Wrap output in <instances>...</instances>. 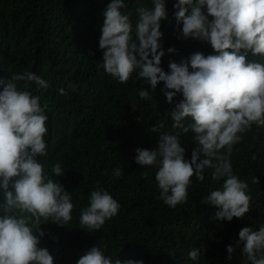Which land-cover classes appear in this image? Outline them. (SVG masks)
<instances>
[{
	"label": "trees",
	"instance_id": "obj_1",
	"mask_svg": "<svg viewBox=\"0 0 264 264\" xmlns=\"http://www.w3.org/2000/svg\"><path fill=\"white\" fill-rule=\"evenodd\" d=\"M175 1L149 4L154 21L137 14L125 16L128 43L123 38L106 41L102 35L94 41L98 28L89 16L100 20L99 0H0V48L4 34L9 46L3 58L11 63L0 68V82L15 73L27 72L21 61L35 49L29 29L45 37V65L50 67L51 77L50 81L45 80L44 93L32 83L42 99L26 105L23 116L19 114L18 88L13 87L15 94L0 88V132L12 143L29 137L30 128L25 125L35 106H45L52 98L62 96L79 101L81 84L94 77L106 82L97 105L112 106L123 84L108 77L109 69L119 63L121 56L134 53L144 60L162 30L165 44L172 46L163 58L167 65L160 69L156 86L150 84V96L140 97L141 83L133 79L126 107L134 115L152 107L142 123L176 127L175 149L170 145L169 134H164L165 142L177 161L186 159L193 169L176 166L174 189L163 188L154 184L151 172L136 165L128 153L120 157L106 177L103 174L109 173V166L117 159L113 154L125 148L123 142L115 143L122 132L93 128L94 140L115 143L111 148L99 146L95 151L90 168L103 174L77 176L82 162H77L81 166L76 171L64 167L63 183L34 210L38 221L34 227L47 234L51 249L59 248L68 254L65 264H73V257L88 238L112 237L113 230L120 242L115 244L116 254L126 256L132 264H264V74L256 71L242 79L244 75L235 69L253 54L252 49H264V30L250 43L246 34L250 29H264V0H181L184 16L165 23L166 5ZM83 8L89 16L79 23L78 14ZM122 19L111 16L101 22L118 27ZM13 23H23L29 29H16ZM172 27L175 31L182 27L177 37ZM147 28H153L154 33L145 48L139 33ZM189 32L195 36L204 33L205 38L200 42L184 40ZM212 37L220 40L224 51L192 59L194 65H205L210 70L211 86L203 91L195 85L197 76L189 77V63L184 55ZM256 60L261 61L264 70V51ZM49 122L54 129L61 127L55 110ZM79 139L83 141L85 137ZM48 140V154L43 157L46 168L61 163L50 128ZM170 153L152 152L145 164L157 173L172 174L175 169L170 164ZM214 168L223 172L217 182ZM97 188L108 189L111 198L116 196L120 210L96 213L100 196L104 195ZM79 218L95 219L103 227L87 232L76 226L74 221ZM64 219L73 221L58 227ZM20 225L26 233H33L26 221ZM112 248L107 246L108 250ZM95 258L86 257L83 262L93 264Z\"/></svg>",
	"mask_w": 264,
	"mask_h": 264
},
{
	"label": "clouds",
	"instance_id": "obj_2",
	"mask_svg": "<svg viewBox=\"0 0 264 264\" xmlns=\"http://www.w3.org/2000/svg\"><path fill=\"white\" fill-rule=\"evenodd\" d=\"M99 1L101 4L100 20L96 21L83 8L78 14L79 23L89 16L93 23L92 25L98 28L94 34V41L102 35L106 41L112 38H123L129 43L128 22L125 16L137 14L148 21H154L155 15L151 14V8L148 5L168 0ZM234 1L240 2L238 0ZM166 6L168 11L166 12L165 23L174 22L184 16V6L181 0ZM111 16L123 18L118 27H112L101 22ZM47 22L48 18L44 20L45 26ZM14 26H16V29H29L23 26V23L14 24ZM172 28L175 37L182 31V27H177L178 31H175L174 27ZM263 30H248L246 32L248 42L250 43V41L255 40L256 36L262 35ZM29 31L32 36L30 41L35 43V49L29 58L21 61L25 65L27 72L15 73L6 81L0 82V88H6L14 94L15 90L13 87L18 88L17 100L21 116H23V109L26 105L42 99L41 95L35 92L32 83L35 82L39 90L44 93L45 80H51L49 76L50 67L45 65L47 54L45 37L37 35L31 29ZM153 33V28L140 31L139 37L143 47H148L150 36ZM75 34L80 35L81 33ZM163 35L162 30L157 44L149 51L150 54L144 60L137 58L134 53H124L119 63L109 69L108 77L123 84L112 106L100 107L97 105V98L104 90L106 82L102 78L94 77L81 84V98L79 101L68 100L65 96H62L60 98H52L45 106L43 104L35 106L25 125V127L30 128L28 138L24 139L21 137L12 143L0 132L3 136L0 139V264H65L68 254H63L59 248L51 249L47 234L43 235L34 227V224L38 223L34 210L40 208L51 191L57 185L63 183L64 167L76 171L77 167L81 166L77 162H82V169L77 171V176L85 178L103 174L100 170L96 173L90 168L95 151L99 146L111 148L119 141L125 145L121 152L113 154L117 159L109 166V173L103 174L106 177L111 175L120 157L128 153H131L136 165L151 172L153 183L163 188L174 189L176 166L179 168H192L188 166L186 159L177 161L173 153L178 141L176 127L169 126L166 128L155 124L142 123V119L148 116L152 107L137 115L131 114L126 107L131 81L133 79L138 80L141 83V87L138 90L139 96L148 98L152 91L150 84L156 86L160 69L167 65L163 58L171 52L170 48L172 46L165 44ZM204 38V33L201 36H195L189 32L184 40L200 42ZM8 46L9 40L3 34L0 48L2 55L0 68H7L11 65L3 58V53ZM223 51L220 40L212 37L208 38V42L201 47L189 49L184 55L189 63V77L197 76L195 85L203 91H207L211 86L210 70L205 65H194L192 59L201 54L210 57L214 53ZM263 51L264 49L261 48L255 50V52L252 49L250 53L253 54L238 63L235 69L244 75L242 79L256 71L264 74L261 61L256 60L257 56H260ZM95 52L97 57H99L100 53ZM0 109H2V106H0ZM54 110L61 121V127L58 129H54L49 122ZM49 128L52 130L55 144L59 150L61 163H54L49 168H46L43 163V157L48 154L49 150ZM93 128L105 132L118 129L122 134L115 140L114 144H107L100 139H93ZM164 134L171 136L169 142L173 150L166 144ZM80 136L85 137V139L83 141L80 140ZM155 151H164L168 154L172 151L170 153V164L175 169L172 174L157 173L153 168L145 164L147 155ZM195 164L193 163V165ZM222 175V171H217L214 168L213 178L216 179V182ZM97 189L104 195L100 196L101 204L96 213L120 210L121 204L116 196L111 198L108 189ZM23 220L32 226V234L26 233L21 228L20 222ZM71 221L73 220L64 219L59 221L57 226L63 227ZM74 222L79 229L85 228L87 232L103 227L95 219L81 221L79 218ZM80 224L82 227H80ZM57 231L63 235L62 231ZM261 238H257L256 241ZM89 243L90 245H87ZM117 243L120 242L115 230H113L112 237H90L85 241L83 247L79 248H82V250L73 257V264H87L83 260L92 256L96 257L93 264H132L126 256H118L116 254L115 244ZM108 245L113 246L112 250L107 249Z\"/></svg>",
	"mask_w": 264,
	"mask_h": 264
}]
</instances>
